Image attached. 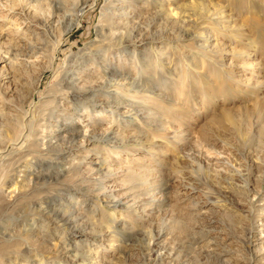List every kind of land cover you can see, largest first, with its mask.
Listing matches in <instances>:
<instances>
[{
  "label": "rangeland",
  "instance_id": "374dc122",
  "mask_svg": "<svg viewBox=\"0 0 264 264\" xmlns=\"http://www.w3.org/2000/svg\"><path fill=\"white\" fill-rule=\"evenodd\" d=\"M119 24L123 40L137 45L100 44ZM31 28L37 30L33 35L27 33ZM201 46L207 54L199 55ZM72 62L78 67L68 77L81 78L71 90L120 80L117 93L90 97L121 104L129 118L79 104L90 135L102 136L108 126L127 141L124 150L94 147L104 150L109 167L123 170V177L102 186L142 185L138 209L110 212L82 195L95 180L77 183L84 191L55 203L52 190L20 180L36 200L28 202L27 213L16 211L10 190L21 184L12 179L14 164L31 151L35 174L61 171L44 160V130L63 122L62 148L82 123L71 102L62 100V109L53 100L59 89L70 91L61 80ZM134 90L141 92L133 96ZM0 111L1 151L12 138L5 123L27 135L0 154V218L16 211L20 219L10 228L22 237L19 249H10L0 264H69L82 249L99 264H264V0H0ZM10 180L15 185L7 186ZM58 204L77 209L85 236L48 219L47 209Z\"/></svg>",
  "mask_w": 264,
  "mask_h": 264
},
{
  "label": "bare ground",
  "instance_id": "6f19581e",
  "mask_svg": "<svg viewBox=\"0 0 264 264\" xmlns=\"http://www.w3.org/2000/svg\"><path fill=\"white\" fill-rule=\"evenodd\" d=\"M125 14V13H124ZM124 14H114L115 16L116 15H124ZM128 15V14H127ZM127 22V21H126ZM125 22V23H126ZM124 23V22H123ZM40 24V23H38ZM122 24V23H121ZM123 25V24H122ZM118 25L117 27L115 26V32H111L110 36L107 38V37H102L99 42L100 44L102 45H109V44H112L113 47H125V45H129L128 43H132L133 45H137L136 44V40H131L129 39L128 41L127 40H123V33L121 31H119V29L123 28V26L125 25ZM38 26V25H37ZM43 26V25H42ZM203 28L207 27V25H202ZM38 28V27H37ZM28 31V30H26ZM37 32V30L35 29H30L27 33H29L30 35H33ZM106 34V33H105ZM109 34V33H108ZM100 35V34H99ZM105 36V35H104ZM29 38V37H28ZM30 38H32L30 36ZM128 38V37H127ZM21 41V40H20ZM23 41V39H22ZM24 41H25V38H24ZM21 43V42H20ZM205 44V43H204ZM111 45V46H112ZM207 46V45H206ZM209 47V50L211 49V45L207 46ZM205 46H201V48L198 50L199 51V55L200 54H207V52L209 51ZM210 54V53H209ZM73 55V54H72ZM97 56V54H95ZM210 56V55H209ZM73 58V57H72ZM210 58V57H209ZM85 64V63H84ZM67 69H66V72L64 73V78L63 80L61 81H64V83L66 84V89L70 88V91L68 90H62V89H59L56 93H55V98L53 99L54 100V103L57 104L60 103L59 105H54L52 103V105H54L56 108L60 107L62 108V100L64 99H67L69 102H71L73 105V115L76 116V119L82 121V123L79 125L78 129L76 132H74L71 137H69V139H72L69 143V145L67 147H62L60 148V143L58 142V140L60 139L58 136V133H64L66 132V128L64 129H60L59 126L62 125V123L60 124L58 121L55 120V123H59L58 125L56 124V127L53 126H49L47 127L45 130H44V135L43 137L46 140V145L43 144L44 146H46L49 151H47V153H45V158L44 160L47 162H55L56 164H59L61 165V171L55 173V174H52V173H49L47 172L45 175H39V174H42V173H39L38 175L35 174L33 172V167L31 166L30 164V158L36 156V153H32L31 151L30 152H27L25 153L26 156L19 159L15 164H14V167H13V173H12V176L14 178L12 179H15L16 180V183H20L21 181L20 180H28L29 183L31 184V182H33L32 184L34 185V189H37L39 187H45L44 189H47V191L45 192H49L50 190L51 191V199H53L54 203L55 202H58L59 200L61 201H67V197L70 196L71 194L74 193L75 190H80V191H84L82 190V186H80L79 182H89V181H97L95 183V185L93 186V188L91 189H87L85 190V193L82 192V195H84L85 197H91L92 199L96 200V201H99L100 203L103 204V206L105 208H107V210H109L110 212L113 211V210H131V209H138L139 206L141 205V199L139 197H144V188L142 187V185H140L138 182H133V183H130L128 184L127 186H124V187H116L113 185H110L108 187H105V186H102V182L103 181H109L111 178L115 177V176H122V168L121 170L119 168H112V167H109L107 164L109 163V158H105L103 157V152L104 150L101 148V149H98L97 147H94V144H98V143H103L105 145V147H108L109 149L110 148H117V149H125L124 148V145L122 144H126V142H124V140L119 136L118 133H116V131H114V129L112 127H106L104 128V130H102V136H95V135H90V130H88L87 128V124L89 122H87V119H85V115H83L81 113V110L83 108H81L82 105H80L79 103L81 102H90L92 104V106L94 108H99V107H103L104 110L108 113H110L112 116H121L123 118H129V114H125L126 112L125 111H122L123 109L122 108V105H117V104H114L113 102H110L108 100L106 101H100V100H96L94 98H91L90 96H94L95 94L99 93V91H102L103 93L105 94H112V93H117L116 92V87L117 85L121 84L120 83V80L119 79H112L108 82H106L105 84L103 85H100L98 87H91V88H81L80 86H82V84L79 86L80 88H78L76 91L73 89L71 90L72 87H76L78 86V84L80 83V78L77 79V78H74V77H68V75L72 74L74 71H76V68L78 67V64H75V63H70L69 65H67ZM77 66V67H76ZM86 66V65H85ZM82 68V66H81ZM89 68V67H87ZM83 69V68H82ZM85 69V68H84ZM86 71V70H85ZM80 75V73H79ZM78 76V75H77ZM61 78V79H62ZM85 79V78H83ZM82 79V80H83ZM82 82V81H81ZM61 84V82L59 83ZM129 86V89H134L135 85L132 83V84H128ZM54 91V90H52ZM49 92V91H48ZM51 92V91H50ZM141 92V91H140ZM140 92L138 90H134V92H132V95L134 96L133 93H139ZM143 93V92H142ZM49 94V93H48ZM52 94L50 96H52ZM48 95V96H49ZM136 95V94H135ZM45 97V96H44ZM47 97V96H46ZM132 97V96H130ZM47 99V98H46ZM57 99V101H56ZM61 99V100H60ZM111 100V99H110ZM62 101V102H61ZM137 101V100H136ZM52 102V101H51ZM64 103V102H63ZM87 104V103H86ZM142 104V103H141ZM140 104V105H141ZM39 105V104H38ZM41 105V104H40ZM65 105V103L63 104V106ZM68 105V104H67ZM42 107L43 104L41 105ZM40 106V107H41ZM46 106V105H45ZM48 106V105H47ZM51 106V105H50ZM80 106V107H79ZM146 106V105H144ZM71 107V106H70ZM71 107V108H72ZM142 107V106H141ZM66 108V106H65ZM70 108V109H71ZM125 108V107H124ZM48 110V108H46ZM45 109V110H46ZM63 109V108H62ZM57 109H54L53 111H55ZM2 113V111H0ZM134 112V111H133ZM0 113V114H1ZM43 113V112H42ZM107 113V114H108ZM144 113V112H143ZM3 114H6L3 113ZM41 114V113H40ZM46 114V113H45ZM50 114V113H49ZM54 114V113H53ZM58 115V113H56ZM131 114V113H130ZM147 114V113H146ZM225 114V113H224ZM229 113H227L226 115H228ZM38 115V114H37ZM55 115V114H54ZM132 115V114H131ZM2 116V115H0ZM4 116V115H3ZM2 116V117H3ZM8 116V115H7ZM42 116V115H41ZM40 116V117H41ZM38 117V116H37ZM114 117V118H115ZM1 118V117H0ZM7 118V117H6ZM25 118V117H24ZM53 118V117H52ZM2 119V118H1ZM23 119V118H22ZM37 119V118H36ZM43 119V118H42ZM54 119V118H53ZM57 119V118H56ZM4 120V119H3ZM9 120V119H7ZM6 120V121H7ZM48 120V119H47ZM50 120V119H49ZM60 121V119H57ZM11 121V120H10ZM12 121H15V120H12ZM43 121H46V120H43ZM63 121V119H62ZM79 121V122H80ZM3 122V121H2ZM38 122V121H37ZM40 122V121H39ZM97 122V121H96ZM5 122H3L4 124ZM43 123V122H42ZM41 123V124H42ZM86 123V124H85ZM2 124V125H3ZM16 124V123H15ZM38 124V123H37ZM45 124V123H44ZM50 124V123H49ZM7 125V127L5 128L4 126ZM25 125V124H24ZM36 125V123H35ZM40 124H38L37 126H39ZM4 127L5 129H7L10 133L12 134V138L9 140L8 142V145L5 149H3L0 154L1 156H5V154L7 153L8 151V147L10 145H15V144H18L17 141L19 140L20 142V139L21 137L24 138L26 136H24L26 134V132L22 133L21 131L17 132V134H15L16 132V127L17 126H14L13 123H5L4 124ZM26 126V125H25ZM45 126V125H44ZM117 126V125H116ZM1 127V126H0ZM21 127V126H20ZM31 127V126H30ZM36 127V126H35ZM90 127V126H89ZM29 128V127H28ZM2 129V128H1ZM21 129V128H20ZM35 130V128H32ZM5 131V130H4ZM42 131V129H41ZM39 131V132H41ZM32 132V131H31ZM43 132V131H42ZM35 133V132H34ZM37 133V132H36ZM33 134V133H32ZM68 133H66L67 135ZM42 135V133L40 134ZM38 135H36L37 137ZM65 136V135H64ZM32 137V135H31ZM33 137H34V134H33ZM42 137V138H43ZM41 138V139H42ZM9 139V138H8ZM35 139V138H34ZM40 139V138H39ZM64 140V138H61ZM66 139H67V136H66ZM6 140V139H5ZM43 140V139H42ZM41 141V140H40ZM45 142V141H44ZM136 142V141H135ZM138 142V141H137ZM30 143V142H29ZM140 143V142H139ZM138 143V144H139ZM141 143H144V142H141ZM7 144V143H6ZM5 144V145H6ZM32 144V143H31ZM29 144V145H31ZM39 145L40 147L42 146ZM28 145V144H27ZM33 145V144H32ZM38 145V143L36 144ZM18 146V145H17ZM34 146V145H33ZM32 148V147H31ZM39 148V147H37ZM42 148V147H41ZM107 148V149H108ZM35 149V148H34ZM46 149V148H44ZM32 150V149H31ZM112 150V149H111ZM44 151V150H42ZM26 152V151H25ZM38 152V151H36ZM39 152H40V149H39ZM24 153V152H23ZM42 153V152H41ZM40 153V154H41ZM111 153V152H109ZM34 154V155H33ZM39 155V154H37ZM108 155V154H107ZM18 157V156H17ZM8 158V157H7ZM16 158V156L14 157ZM20 158V157H19ZM3 159V157H2ZM1 159V160H2ZM39 159H41L39 157ZM12 160V159H11ZM17 160V159H16ZM93 161H96V164L97 166L96 167H91L89 168L88 166L87 167H84L83 163L84 162H88V164H92ZM14 162V161H13ZM49 162V163H50ZM40 163V162H39ZM112 163V162H111ZM10 164V162H9ZM33 164V163H32ZM48 164V163H47ZM7 165V164H6ZM11 165V164H10ZM52 165V164H51ZM107 165V166H106ZM111 165V164H110ZM34 166V165H33ZM42 166V165H41ZM112 166V165H111ZM44 167V166H43ZM48 167V166H47ZM36 168V167H35ZM46 168V167H45ZM145 169V168H144ZM12 170V169H11ZM76 170H82V171H76ZM52 171V169H51ZM95 171V172H94ZM11 172V171H10ZM54 172V171H53ZM75 172H81V173H75ZM37 173V172H36ZM82 173H84L85 175H82ZM126 173V172H124ZM89 175V176H88ZM102 175V176H101ZM10 176V177H12ZM35 176L36 180L35 182L33 181V177ZM75 176L76 177V180L74 178H71ZM123 177V176H122ZM75 180V181H74ZM27 182V181H26ZM69 182V183H68ZM74 182V183H73ZM76 182V183H75ZM8 184L10 183H13V181L11 182V180L9 182H7ZM15 183V182H14ZM13 183V184H14ZM23 183V182H22ZM27 183V184H29ZM100 183V184H98ZM7 186H11L8 185ZM21 184V183H20ZM77 184V185H76ZM3 185V184H2ZM15 185V184H14ZM17 185V184H16ZM29 186V185H28ZM30 187V186H29ZM57 187V188H56ZM56 188V190H54ZM81 188V189H80ZM85 189V188H84ZM11 193L13 195H10L11 196V199H12V196L15 200H18V206H17V209L16 211L20 212L21 214H25L28 212V202H32V201H35L36 199H31L32 197L34 198V196H30L31 192L28 193L27 192V188L25 186V183L24 184H21L17 189L15 187V189L13 190H10ZM39 192H40V189H39ZM76 192V191H75ZM6 194V193H5ZM36 194V193H35ZM41 194V192H40ZM44 194V193H43ZM153 194V193H152ZM47 195V194H46ZM149 195V194H148ZM39 196V195H37ZM49 196V195H47ZM42 197V196H41ZM66 197V198H65ZM7 198H10V197H7ZM40 198V197H39ZM37 198V200L39 199ZM41 199V198H40ZM47 199V198H46ZM145 199V198H144ZM14 200V201H15ZM44 200V199H43ZM71 201V200H70ZM13 203V202H12ZM48 203V200L47 202ZM42 204V202H41ZM71 204V203H70ZM75 204V203H74ZM12 205V204H10ZM43 205V204H42ZM72 205V204H71ZM143 205V204H142ZM49 206V205H47ZM62 204H58V207H55V208H51V210H48L45 211L47 212L48 214V219H50L52 221L53 224H55V227H58L59 229H61L62 231L64 232H68V233H71L72 235H74L75 237H80V236H85L84 234V230H81V225L84 223L85 220L82 219L81 215L77 214V209H74L72 211H70V209H62ZM70 206V205H69ZM102 206V207H103ZM44 207V206H43ZM46 207V206H45ZM13 208V207H12ZM42 208V207H41ZM70 208V207H69ZM77 208V207H76ZM142 208V207H141ZM44 209V208H43ZM73 209V208H72ZM31 210V209H29ZM40 210V209H39ZM38 210V211H39ZM15 211V213H13L12 215L10 214H7V213H4L3 215H6L3 217V219L1 220L0 222V237H2L3 239V243L6 247V249H3L1 248L0 246V260L3 258V256L10 250V249H14V248H18V240L21 239L22 237L21 236H15L13 235L12 233H14V231H12V229L10 228L13 224L11 222L15 221V220H18V218L20 219V216L19 214H16L17 212ZM147 211H152V208H149ZM42 212V210H41ZM80 212V211H79ZM114 212H117V211H114ZM134 212V211H133ZM34 213V212H32ZM31 213V214H32ZM39 213V212H38ZM37 213V215H38ZM20 214V215H21ZM46 215V216H47ZM24 216V215H23ZM42 216H44L42 214ZM45 216V217H46ZM44 217V218H45ZM117 217V216H116ZM21 218H23L21 216ZM33 218V217H32ZM149 218V217H148ZM46 219V218H45ZM47 220V219H46ZM19 221V220H18ZM50 221V222H51ZM123 221V220H122ZM181 222V221H180ZM23 223V221H22ZM49 224V223H48ZM127 225V224H126ZM261 225V228H264V224H260ZM13 227V226H12ZM28 227V226H27ZM16 228V227H15ZM119 228V227H118ZM126 228V227H124ZM27 229V228H26ZM30 229V227H29ZM110 229V228H109ZM108 230H106V232H99L98 235H103V236H106L108 232H110ZM117 229V228H116ZM20 230V229H19ZM18 230V231H19ZM259 230V229H258ZM17 231V232H18ZM124 231V230H123ZM27 232V231H26ZM116 232H118V230H116ZM114 232V233H116ZM111 233V232H110ZM120 234V232H118ZM123 233V232H122ZM16 234V232H15ZM20 234H24L26 235L25 233H20ZM19 234V235H20ZM109 234V233H108ZM129 235V234H128ZM133 235V234H132ZM26 237V236H25ZM115 238V236H114ZM27 239V238H26ZM24 240V239H23ZM21 241V240H20ZM110 241V240H109ZM114 241V240H113ZM112 242V241H111ZM113 244V243H112ZM22 246V245H21ZM20 246V247H21ZM24 246V245H23ZM110 246V245H109ZM256 246V245H255ZM32 247V246H31ZM30 247V248H31ZM25 248V247H24ZM29 248V247H27ZM26 248V249H27ZM76 248V247H75ZM19 249V248H18ZM68 249V248H67ZM71 249V248H70ZM24 250V249H23ZM21 250V251H23ZM27 252L29 250H26ZM25 251V252H26ZM67 251H72L71 250H67ZM75 251V250H74ZM73 251V252H74ZM26 252V253H27ZM31 252V251H30ZM76 252V251H75ZM109 252V251H108ZM8 255L10 256V253H8ZM28 255V253H27ZM34 255V254H33ZM12 256V255H11ZM10 256V257H11ZM7 257V256H6ZM19 257V256H18ZM15 258V257H14ZM33 258V257H32ZM73 259L69 261V264H99L97 263L98 261H95L94 257L92 256L90 250H81L80 252L77 251L76 253H74ZM35 259V258H34ZM18 260V259H17ZM36 260V259H35ZM40 260V259H39ZM13 261V260H12ZM21 261V260H19ZM3 263L5 261H2ZM39 262V261H38ZM11 263V262H10ZM15 263V262H14ZM13 263V264H14ZM20 263V262H19ZM24 263V262H23ZM32 263V262H31ZM68 263V262H67ZM17 264V263H16ZM22 264V263H20ZM26 264V263H25ZM104 264V263H103Z\"/></svg>",
  "mask_w": 264,
  "mask_h": 264
}]
</instances>
